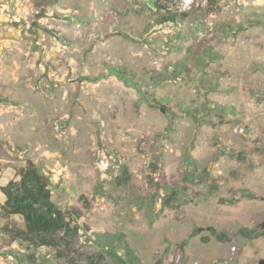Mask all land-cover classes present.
Wrapping results in <instances>:
<instances>
[{"label": "rangeland", "instance_id": "obj_1", "mask_svg": "<svg viewBox=\"0 0 264 264\" xmlns=\"http://www.w3.org/2000/svg\"><path fill=\"white\" fill-rule=\"evenodd\" d=\"M263 150L264 0H0V201L35 165L81 213L58 247L0 214V264H264Z\"/></svg>", "mask_w": 264, "mask_h": 264}, {"label": "trees", "instance_id": "obj_2", "mask_svg": "<svg viewBox=\"0 0 264 264\" xmlns=\"http://www.w3.org/2000/svg\"><path fill=\"white\" fill-rule=\"evenodd\" d=\"M208 1L214 2L215 0ZM176 16V12L169 11L158 22L171 23L176 20ZM262 154L264 156V150ZM122 167V174L118 177L120 185L128 182L131 178L127 165ZM18 175L17 181L10 180L1 187L6 197L0 201V214L21 216L25 226L19 230H12L5 226L4 229L10 234L12 241L25 239L36 246L58 247L63 244L67 235L71 236L72 232L76 235L79 234L80 226L78 224L71 225V219L68 216L70 214L79 218L81 213L73 209L66 211L52 201L51 180L45 173L39 171L37 166L29 165L21 168ZM161 181L162 178L157 176L156 188L161 187ZM176 194L177 188H167L164 204L171 207L177 200ZM262 234L264 235V231ZM104 241L99 242V245L108 255L124 264H143L140 256L126 240L124 233L111 234ZM70 245L71 243H68V246ZM118 248L123 249L122 254Z\"/></svg>", "mask_w": 264, "mask_h": 264}]
</instances>
